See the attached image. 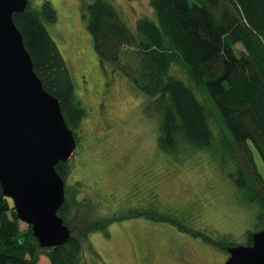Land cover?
Returning <instances> with one entry per match:
<instances>
[{
	"label": "trees",
	"instance_id": "16d2710c",
	"mask_svg": "<svg viewBox=\"0 0 264 264\" xmlns=\"http://www.w3.org/2000/svg\"><path fill=\"white\" fill-rule=\"evenodd\" d=\"M149 4L155 18L139 19L133 32L113 0H91L85 16L96 54L149 98L144 110L156 119L157 144L168 156L211 148V116L219 114L229 137L224 144L239 166L230 176L237 186L251 192L249 201L261 205L257 227L262 228L257 231L263 230L264 180L249 144L264 161V0H194L193 4L189 0H149ZM13 19L36 75L44 90L58 100L78 145L77 132L87 112L76 95L66 61L46 28L47 23L57 22L56 10L47 1L40 9L28 2ZM238 45L243 50L237 49ZM131 48L138 66L130 75L121 55ZM175 66L187 74L189 82L173 74ZM201 90L209 94L214 110L200 100L197 92ZM56 170L66 184L70 174L67 163H59ZM78 195L66 186L65 203L58 213L75 230L70 240L62 246L42 248L31 226L20 228L14 202L4 195L0 184V264H39L41 257H47L50 264H84L82 238L122 218L90 220V207L80 202ZM164 215H168L164 220L204 237L220 250L238 246L230 240L215 241L203 232L185 228L177 217ZM253 234L247 233L246 245L252 244Z\"/></svg>",
	"mask_w": 264,
	"mask_h": 264
},
{
	"label": "rangeland",
	"instance_id": "374dc122",
	"mask_svg": "<svg viewBox=\"0 0 264 264\" xmlns=\"http://www.w3.org/2000/svg\"><path fill=\"white\" fill-rule=\"evenodd\" d=\"M27 1L36 9L47 1L56 10L57 22L47 23L46 28L87 112L77 132L79 144L67 163L66 186L88 204L90 220L122 218L82 238L84 264H225L227 250L163 219L170 214L185 228L238 245L248 244L247 233L262 228L257 227L261 205L249 201L251 192L230 176L239 166L224 144L229 137L219 114L211 116V148L164 154L157 144V121L144 110L149 98L127 76L102 62L94 50L85 16L91 0ZM113 3L133 32L139 19L155 18L149 0ZM135 55L134 48L121 55L130 75L138 66ZM173 74L189 82L180 67L175 66ZM197 93L214 110L209 94ZM249 145L264 180V161ZM20 228L26 230L28 225L20 222ZM39 264H50V260L41 257Z\"/></svg>",
	"mask_w": 264,
	"mask_h": 264
},
{
	"label": "water",
	"instance_id": "95a60500",
	"mask_svg": "<svg viewBox=\"0 0 264 264\" xmlns=\"http://www.w3.org/2000/svg\"><path fill=\"white\" fill-rule=\"evenodd\" d=\"M27 5V0H0V184L40 247L55 248L75 231L58 214L66 184L56 166L69 162L77 142L58 100L36 75L14 23V14ZM228 252L225 264H264V229L253 234L251 245Z\"/></svg>",
	"mask_w": 264,
	"mask_h": 264
}]
</instances>
